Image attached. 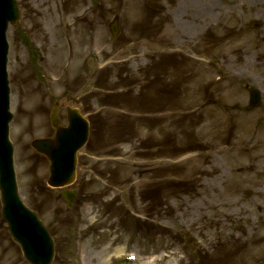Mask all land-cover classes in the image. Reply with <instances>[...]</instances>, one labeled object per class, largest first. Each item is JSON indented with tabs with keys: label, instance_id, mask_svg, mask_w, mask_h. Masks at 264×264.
<instances>
[{
	"label": "rangeland",
	"instance_id": "obj_1",
	"mask_svg": "<svg viewBox=\"0 0 264 264\" xmlns=\"http://www.w3.org/2000/svg\"><path fill=\"white\" fill-rule=\"evenodd\" d=\"M17 1L9 139L52 264H264V0ZM54 102L90 122L69 210L29 147ZM0 264H26L1 232Z\"/></svg>",
	"mask_w": 264,
	"mask_h": 264
},
{
	"label": "water",
	"instance_id": "obj_2",
	"mask_svg": "<svg viewBox=\"0 0 264 264\" xmlns=\"http://www.w3.org/2000/svg\"><path fill=\"white\" fill-rule=\"evenodd\" d=\"M7 11L9 9L7 8ZM4 25V24H3ZM3 26L0 27V43ZM6 48H0V192L2 216L8 223V230L14 241L20 244L22 252L30 264H49L52 257V244L47 233L18 201L13 184L11 165V147L7 141V123L10 120L7 103V79L4 72ZM258 102L257 93L251 92V107ZM68 129L58 128L51 140H35L32 147L50 161V179L48 184L59 187L69 184L74 176L75 156L85 143L87 123L78 114L70 118Z\"/></svg>",
	"mask_w": 264,
	"mask_h": 264
}]
</instances>
